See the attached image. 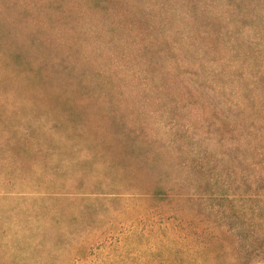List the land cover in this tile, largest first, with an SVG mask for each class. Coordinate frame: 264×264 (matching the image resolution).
<instances>
[{
  "label": "rangeland",
  "instance_id": "1",
  "mask_svg": "<svg viewBox=\"0 0 264 264\" xmlns=\"http://www.w3.org/2000/svg\"><path fill=\"white\" fill-rule=\"evenodd\" d=\"M0 264H264V0H0Z\"/></svg>",
  "mask_w": 264,
  "mask_h": 264
}]
</instances>
